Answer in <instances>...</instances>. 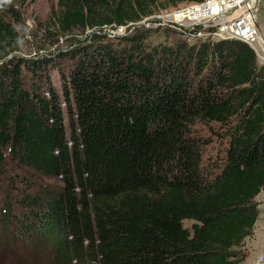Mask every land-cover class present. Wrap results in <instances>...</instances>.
Returning <instances> with one entry per match:
<instances>
[{"label":"trees","instance_id":"obj_1","mask_svg":"<svg viewBox=\"0 0 264 264\" xmlns=\"http://www.w3.org/2000/svg\"><path fill=\"white\" fill-rule=\"evenodd\" d=\"M26 1L0 0V171L6 152L59 185L25 197V232L56 264H247L264 190V66L253 52L103 33L203 0H57L58 33H91L14 59ZM198 126L223 143L221 158L206 162Z\"/></svg>","mask_w":264,"mask_h":264},{"label":"rangeland","instance_id":"obj_2","mask_svg":"<svg viewBox=\"0 0 264 264\" xmlns=\"http://www.w3.org/2000/svg\"><path fill=\"white\" fill-rule=\"evenodd\" d=\"M56 5L57 0H27L17 7L20 14V21L16 25L18 44L8 57L14 59L35 57L39 53L66 50L74 39L85 40V36L89 35L91 30L83 33L74 31L71 35L58 33L57 24L55 25ZM257 8L256 26L264 38V0H259ZM165 10L161 9L157 13ZM137 28L146 34V42L150 45H174L183 42L169 30L153 29L148 21ZM50 33L58 38L55 45L51 44ZM257 64L259 65L258 62ZM49 74L54 85L58 87L57 71L52 69ZM205 129L197 127L201 136L210 141L204 148V158L206 162H212L217 160V157L221 158L223 143ZM4 159V166L0 171V216L4 223L3 226L0 225V264H56L57 259L54 258L52 249L49 246L39 245L38 240L35 239L37 233L34 232L31 237V234L25 232L24 227L20 225L19 220L23 218L21 210L25 207L26 196L33 197L43 189H51L59 185V182L55 178L17 166L6 152ZM192 223L189 220L183 222L184 226L189 228Z\"/></svg>","mask_w":264,"mask_h":264},{"label":"built area","instance_id":"obj_3","mask_svg":"<svg viewBox=\"0 0 264 264\" xmlns=\"http://www.w3.org/2000/svg\"><path fill=\"white\" fill-rule=\"evenodd\" d=\"M259 0H203L180 4L155 13L126 27H108L104 30L113 39L130 34L145 21L153 29H166L180 37L184 43L197 45L205 42L237 41L245 44L254 54L256 62L264 66V38L256 26ZM247 264H264V253H257Z\"/></svg>","mask_w":264,"mask_h":264},{"label":"crops","instance_id":"obj_4","mask_svg":"<svg viewBox=\"0 0 264 264\" xmlns=\"http://www.w3.org/2000/svg\"><path fill=\"white\" fill-rule=\"evenodd\" d=\"M255 202L257 203L258 210L257 221L253 229L252 237L245 240V246L249 251L247 263L255 254L264 253V190L255 197Z\"/></svg>","mask_w":264,"mask_h":264}]
</instances>
